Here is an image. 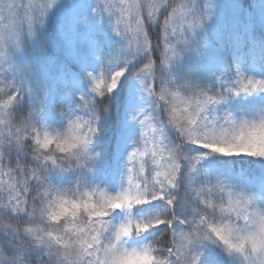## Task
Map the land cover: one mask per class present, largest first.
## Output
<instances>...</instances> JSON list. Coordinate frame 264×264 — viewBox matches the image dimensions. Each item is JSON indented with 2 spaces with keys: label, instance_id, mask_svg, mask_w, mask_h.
Segmentation results:
<instances>
[{
  "label": "clouds",
  "instance_id": "clouds-1",
  "mask_svg": "<svg viewBox=\"0 0 264 264\" xmlns=\"http://www.w3.org/2000/svg\"><path fill=\"white\" fill-rule=\"evenodd\" d=\"M57 3L59 0H51L49 10ZM102 3L109 14L116 16V25L122 34L124 23H117L122 15L135 31L143 26L137 19V10L171 8L170 18H174L176 12L168 0ZM19 10L20 5L15 0H0V46L6 52L7 45L19 43L23 34L24 23ZM29 30V34H33L31 28ZM133 31L127 36L131 37ZM4 58L5 55L0 56V60ZM89 77L96 97L102 99L112 93L108 91L112 76L89 73ZM158 78L160 89L155 96L165 126L177 135L178 143L171 146L178 149L174 156L182 166L187 161L184 149L189 146L204 149L208 154L264 158V115L254 118L216 115L217 106L230 95L264 93V80L241 75L234 88L210 92L208 88L195 85L171 87V81ZM12 87L11 83L0 80V143L17 138L27 141L31 152L54 165L41 169L48 179L41 187L33 186L30 190L26 213L13 220L0 214V233L15 235L21 247L42 253L35 262L25 257L23 264H199L194 249L204 243L219 248L232 264H264V207L251 194L212 179L201 185L189 184V196L182 202L187 215L165 217L168 223L179 221L183 226L175 235L170 233L168 240L160 236L141 246L129 247L130 239L142 237L154 225L150 224L148 229L133 226L126 236L117 238L119 227L113 228L109 218L118 208L127 212V201L120 198L119 193L89 185L82 175L72 186L50 182L55 171L93 170L92 165L99 157L93 147L101 132V105L85 101L78 111L61 113L64 117L61 126L38 125L32 119L33 113L17 118L15 108L19 93L10 92ZM161 91L163 100L159 95ZM209 97L215 102H209ZM9 187L14 195L18 194L15 184L0 185V208L7 207ZM154 187L149 185V194ZM28 191L25 190L26 194ZM169 248L175 250L169 251Z\"/></svg>",
  "mask_w": 264,
  "mask_h": 264
},
{
  "label": "trees",
  "instance_id": "trees-1",
  "mask_svg": "<svg viewBox=\"0 0 264 264\" xmlns=\"http://www.w3.org/2000/svg\"><path fill=\"white\" fill-rule=\"evenodd\" d=\"M15 2L20 5L19 16L24 23L23 34L18 43V51L21 55L14 53L11 44L7 45V52L1 46L0 52L5 55V62L13 67L18 76L16 84H13V87L9 89L10 92L19 93V103L15 108L17 118L20 119L33 113L32 119L39 125L40 115L36 111V108L39 107L40 110L43 109L44 112L50 113L51 127H59L64 123L62 112L79 110L85 101L101 105L99 114L101 132L95 142L102 154L101 168H94L91 172L78 171L76 174L55 171L50 176V182L56 185H64L71 179L77 180L83 174L85 183L102 186L113 194L119 193L117 187L101 185V181H108L119 174L117 159L119 154L127 150L126 148L130 145L142 147L141 127L135 131L137 139L134 142L121 140L120 134L122 132L123 105L127 96L126 88L133 79L138 78V72L143 70L147 74L153 71L149 61L155 65L156 77L160 76L162 80L171 81V87L186 88L195 85L208 88L210 92L225 91L235 87L218 84L212 77L214 71L220 72L219 68L223 64L221 61H223V54L227 49V42L212 31L208 22L210 7L217 8L224 15L238 11L240 8V17L244 20L248 32L258 40L257 51L249 50L246 61L250 66L264 71V32L256 21L253 8L257 0H169L171 6L176 8L174 18H170L171 8H167L157 18L150 13L144 17V29L150 45L148 59H145L143 55L136 58L128 70L124 71L120 89L114 90L110 95L100 99L91 91L83 68L64 40L59 28L58 16L54 8L49 10L50 0H15ZM165 20L168 21L167 48L165 47ZM29 28L33 33L31 35ZM105 53L107 66L113 67L115 72L121 71L122 69L116 65L125 56L124 48L120 46V43L109 45ZM165 54L169 57L167 64H164ZM50 78L55 80L56 86L51 100L44 102L43 97L48 90L47 80ZM154 84L158 87L159 80L154 81ZM141 93L144 96L142 99L144 113L141 118L147 121L148 116L158 117L160 114L158 98L149 94L145 84ZM29 94L34 99L33 102H30ZM255 95H230L227 101L218 106L232 112L249 110V101H253ZM154 122L153 119L151 123ZM143 131L151 135L148 127H145ZM166 142L170 145L178 143L177 135L170 129L167 131ZM184 151L189 160L184 163L179 187L176 189L175 215L181 218L187 215L186 209L182 207V202L188 198L190 193L189 181H191L190 176L193 172L192 165H196L195 169H201L203 156L206 157V164L211 168H216L226 176L236 175L240 171L241 175L249 178L256 190L264 192V170L258 161L250 160L244 155L208 154L206 150L195 146H189ZM196 157H200L199 163H196ZM255 198L258 200L256 196ZM166 208V203L159 201L134 210L138 220H150L161 209ZM115 217L112 215L110 219ZM111 226L116 228V222H111ZM174 227L177 229L183 226L179 224V221H176ZM160 236H164L165 240H168L170 231L157 229L142 237L134 238V240L138 246H141ZM39 257V251H34L30 259L35 262ZM227 264H232V261Z\"/></svg>",
  "mask_w": 264,
  "mask_h": 264
},
{
  "label": "rangeland",
  "instance_id": "rangeland-1",
  "mask_svg": "<svg viewBox=\"0 0 264 264\" xmlns=\"http://www.w3.org/2000/svg\"><path fill=\"white\" fill-rule=\"evenodd\" d=\"M51 2V0H50ZM102 2H110V0H59L53 8L59 18V28L63 35L64 40L67 42L68 47L73 53V56L77 62L81 65L86 75L87 83L91 88V79L89 73L95 76H107L111 77L115 73L113 67L107 66L105 61V52L109 45L113 43H120V46L124 48L125 56L117 62L122 70L127 71L130 64L138 58V53L135 45L129 43L130 37L125 36L120 32V29L116 25V16L109 14L105 10V6ZM159 0H157V3ZM169 2V0H168ZM254 8V16L256 21L260 25L264 32V0H257ZM167 8L160 7L153 16L159 17L162 12ZM149 15V10L145 8L142 11V22L144 26V17ZM241 11L230 12L227 15L221 13L217 8L210 7L208 10V22L218 37L225 39L227 42V49L223 54V64L221 65L220 72L214 71L212 73L213 79L216 83L223 86H235V82L238 76L251 77L255 79L264 80V71L256 69L255 66H250L246 61L247 52L257 51L258 40L254 38V35L248 32L246 24L242 17H240ZM156 22V20H154ZM122 27V25H121ZM121 33V34H118ZM14 53L21 55L18 43H11ZM1 51V46H0ZM0 56H3L0 52ZM17 74L14 72L13 67L5 60H0V80L7 83L16 84ZM48 90L44 94V102H49L54 93V87L56 86L55 80L50 78L47 80ZM122 78L118 87L115 90L120 89ZM141 78L133 79L127 86V96L124 100V108L122 111V132L120 134L121 140H128L130 143L136 141L135 131L141 127L140 121L144 120L141 116L144 113V102L142 101V88ZM243 97V96H241ZM30 102L34 99L29 94ZM249 110L232 112L221 106H217L216 115L223 116L225 114H231L236 118L249 117L254 118L260 115H264V93H257L253 101H249ZM77 110L78 109H74ZM37 113L40 115V124L44 123L51 126L50 113L44 112L43 109L36 108ZM136 117L137 119H133ZM168 131V129H167ZM142 144V143H141ZM137 145H130L127 150L118 156V170L119 174L115 175L113 179L108 181H101V185H108V187H117V191H122L127 183L128 165L127 157L134 150ZM139 147V146H137ZM93 151L99 153L98 159L92 165V168L100 169L102 165V154L98 149L97 144L94 145ZM250 160L258 161L264 170V158H255L246 156ZM207 159L203 156L202 168H196L192 172L191 181L195 185H201L206 181L219 180L224 182L230 187H234L237 190L251 194L253 197L258 198V203L264 207V192L255 189L248 177L238 174L233 176H226L224 173L219 172L216 168H211L206 164ZM76 170L72 173L76 174ZM83 176V174H82ZM76 180L71 179L60 186H72ZM113 215L116 217L110 219L111 222H116V227L120 224L127 222L131 217L137 219L136 211L132 210L131 213L117 210ZM182 228L178 227L177 229ZM129 247L138 246L134 239L128 241ZM199 256V264H227L231 260L226 257L223 252L211 244L204 243L197 245L194 249Z\"/></svg>",
  "mask_w": 264,
  "mask_h": 264
},
{
  "label": "snow or ice",
  "instance_id": "snow-or-ice-1",
  "mask_svg": "<svg viewBox=\"0 0 264 264\" xmlns=\"http://www.w3.org/2000/svg\"><path fill=\"white\" fill-rule=\"evenodd\" d=\"M149 13L154 14L159 10V7L149 8ZM142 11L137 10V19L142 22ZM123 13V10H122ZM118 24L124 23L123 35L127 36L130 31H133L128 23H125L123 15L117 21ZM168 21L165 20V47L167 48V28ZM143 25V22H142ZM118 34H121L118 32ZM129 43L135 45L138 53L142 54L145 59H148L150 53V45L148 43L147 35L144 26L133 31ZM169 57L165 54L164 64H167ZM150 67L153 69L150 73H145L143 70L137 73L141 78V83L146 85V89L150 95H155L160 89V81L158 87L154 81L158 77L155 75V65L149 61ZM124 75V71L115 72L108 85V91L113 92ZM160 99L163 100V92L159 93ZM209 102H215L213 98L209 97ZM148 116V115H146ZM133 119H137L133 117ZM155 120L154 123L151 121ZM143 137L142 147H134V150L127 157L128 175L127 183L122 191L119 192V197L127 201V212L140 208L144 205H151L155 202L163 201L167 208L161 211L152 219H135L130 216L127 222L120 224L119 231L116 233L117 238L121 235H127L129 231L143 227L148 229V226L154 225L146 233L153 230L161 229L162 231H170L175 235L177 229L174 223H168L165 217H172L175 215V196L176 189L179 187L181 173L184 166L175 158L174 153L178 150L167 143V127L164 124L162 112L158 117L148 116V120L140 121ZM148 127L151 135L143 131ZM207 147V146H206ZM223 150V149H221ZM29 157L31 158L29 160ZM189 160L188 156L184 157ZM196 163H199L200 157H196ZM54 165L49 161L42 160L37 154H34L27 148V141L17 139H9L5 143H0V185L5 182L10 186L16 185L18 194H13V189L9 187L8 197L5 201L6 208H0V214L5 219L13 220L20 218L23 213L28 210L29 199L31 196V189L33 186L39 188L48 179L42 175L41 169L43 167L51 168ZM196 165H192V170L195 171ZM192 181H189V184ZM149 185L155 187L151 189L149 194ZM29 190L26 194L25 190ZM118 210H121L118 208ZM163 226V228H162ZM127 229V231H126ZM0 264H23L25 257L30 258L35 251L31 248L21 247L19 238L15 235L0 233ZM175 249L169 248V251ZM40 253V252H39ZM42 256V253H40Z\"/></svg>",
  "mask_w": 264,
  "mask_h": 264
}]
</instances>
